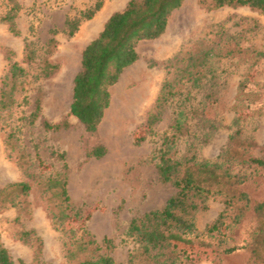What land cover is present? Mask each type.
<instances>
[{
	"label": "rangeland",
	"instance_id": "rangeland-1",
	"mask_svg": "<svg viewBox=\"0 0 264 264\" xmlns=\"http://www.w3.org/2000/svg\"><path fill=\"white\" fill-rule=\"evenodd\" d=\"M17 1L22 5L17 17L20 34L14 35L1 20L10 1L0 0V86L8 70L6 48L13 49L15 59L28 70L25 90L17 94L16 105L0 119V187L20 181L31 185L28 196L18 199L19 206L0 208L1 241L15 264H72L66 257L68 235L63 226L54 223V202L40 184L61 169L58 152L66 153L71 201L81 210L68 228L74 227L81 235L80 227L85 225L99 242L111 238V255L117 264L145 263L127 231L132 219L163 207L175 194V188L159 178L156 150L162 136L174 133L180 102L169 104L155 126L156 134L147 135L145 121L166 77V62L189 48L215 47V77L207 71L200 87L183 89L185 93L192 90V99L186 102L192 108V117L179 134L175 156L195 149L200 158L217 159L236 129L233 120L237 111L245 105L250 108L244 110L245 135L256 144L252 154L264 157V13L248 6L207 10L199 0H184L172 12L162 36L138 42V60L110 87V105L97 133L91 135L75 116L68 115L74 78L81 69L85 47L129 0H104L103 7L92 19L83 21L74 36L58 32V45L48 59L59 69L49 78H37L42 66L39 59L32 64L25 62L26 42L33 41L43 56L51 30L61 28L68 16H76L96 0ZM246 78V92L242 93ZM38 99L42 103L41 117L31 124L30 115ZM64 119L70 123L67 129L47 131L43 126L44 120L56 123ZM209 130L211 133L206 134ZM12 132H16V150L10 153L6 140ZM97 144L107 147L106 154L88 158L87 150ZM21 153L34 178L24 174L18 158ZM254 180L264 181V172ZM249 189L259 193L254 184ZM223 208L220 198H211L208 209L198 214L197 226L204 244L194 254L192 264H248L249 253L241 247L253 226L250 213L237 225L230 223L224 238L205 232ZM22 232L30 235L22 237ZM229 247L238 250L223 253Z\"/></svg>",
	"mask_w": 264,
	"mask_h": 264
},
{
	"label": "trees",
	"instance_id": "trees-1",
	"mask_svg": "<svg viewBox=\"0 0 264 264\" xmlns=\"http://www.w3.org/2000/svg\"><path fill=\"white\" fill-rule=\"evenodd\" d=\"M9 1L10 6L1 20L7 24L10 32L19 35L17 17L22 5L17 0ZM183 1L129 0L123 10L114 12L107 19L102 31L85 47L81 69L74 78L73 100L68 115L75 116L88 133H97L104 112L110 105V87L117 83L127 67L138 60V42L162 36L172 12ZM199 3L207 10L225 6H248L264 13V0H199ZM103 4L104 0H96L92 6L81 10L76 16H68L61 28L52 29V36L46 42L43 56L33 41L26 42L25 62L32 64L38 59L42 62L37 78H49L59 69L57 64L48 59L58 45L57 33L61 31L68 36H74L82 22L92 19ZM15 55L13 49L6 48L9 62L0 86V119L16 105L17 94L25 90L28 70L15 59ZM216 55L215 47L210 46L203 49L189 48L181 55L169 59L165 65L166 77L147 114V135H154L155 126L162 119L169 104L175 100L180 102L176 109L174 133L162 136L161 145L156 150L159 178L162 182L171 184L176 190L175 194L163 207L132 219L127 231L138 244L139 256L144 258V264H192L194 254L204 244L197 226V216L208 209L211 198H220L224 202V208L205 228L206 234L224 238L230 223L237 225L250 213L253 226L241 248L249 253L248 264H264V181L254 180V176L264 172V157L252 154L256 144L252 137L245 135L243 129L242 122L247 118L245 111L250 108L242 105V110L237 111L233 120L236 129L230 135L228 146L217 159L200 158L195 149L193 153L182 157L175 156L179 134L192 117V108L186 104L192 99V90L185 93L183 89L189 86L200 87L207 77V71L212 72V78L215 77L213 59ZM247 80L246 78L242 82V93L246 92ZM184 94L186 96L183 98ZM209 97L213 98L212 95ZM41 112L42 103L38 99L30 115L31 124L41 117ZM43 126L47 131H59L67 129L70 123L67 119L56 123L44 120ZM14 139L16 132L10 133L6 140L10 153L16 150ZM106 152L107 147L104 144H97L89 148L86 154L88 158H101ZM36 155L39 157V153ZM58 157L63 162L61 169L45 181L41 180L40 184L43 185V192L50 194V200L54 202L51 208L54 223L63 226L68 235V261L72 264H117L111 255L114 246L111 238L104 237L99 242L85 225L80 227L81 235H78L74 227L68 228V223L80 216L81 210L71 201L66 153L58 152ZM18 158L24 166L21 167L24 174L34 178L25 156L21 153ZM252 184L259 190L258 194L249 189ZM30 189L31 185L27 181L12 182L0 187V208L19 206L21 203L18 199L28 196ZM28 235L30 232L21 233L22 237ZM237 250V247H229L223 253ZM0 264H15L8 248L1 241V234Z\"/></svg>",
	"mask_w": 264,
	"mask_h": 264
}]
</instances>
